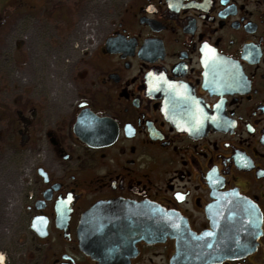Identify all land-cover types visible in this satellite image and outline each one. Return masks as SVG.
<instances>
[{
	"label": "flooded vegetation",
	"instance_id": "flooded-vegetation-1",
	"mask_svg": "<svg viewBox=\"0 0 264 264\" xmlns=\"http://www.w3.org/2000/svg\"><path fill=\"white\" fill-rule=\"evenodd\" d=\"M106 1L83 16L96 28L72 120L57 116L70 107L31 98L14 112L35 163L25 215L36 260L264 264V0ZM63 2L41 0L58 28ZM79 115L88 143L73 130ZM103 203L119 212L95 223L101 236L83 250L80 221ZM151 230L156 239H137ZM229 230L246 251L224 257L218 236Z\"/></svg>",
	"mask_w": 264,
	"mask_h": 264
},
{
	"label": "rangeland",
	"instance_id": "rangeland-1",
	"mask_svg": "<svg viewBox=\"0 0 264 264\" xmlns=\"http://www.w3.org/2000/svg\"><path fill=\"white\" fill-rule=\"evenodd\" d=\"M22 1L27 8L14 14L20 0H0V255L4 264H40L26 234L25 215L35 163L21 150L14 112L31 98L32 103L54 110L70 107L57 116L72 120V107L86 95L84 44L96 28L85 24L83 16L94 20L104 4H110L100 0L86 6L64 0L63 27L58 28L41 0Z\"/></svg>",
	"mask_w": 264,
	"mask_h": 264
},
{
	"label": "water",
	"instance_id": "water-1",
	"mask_svg": "<svg viewBox=\"0 0 264 264\" xmlns=\"http://www.w3.org/2000/svg\"><path fill=\"white\" fill-rule=\"evenodd\" d=\"M86 123V119L83 118L81 115L78 116L77 122L74 125V133L75 135L82 141L88 143V140L86 138H83L80 134V127L84 126ZM120 208V205H109V204H98L94 207H92L89 211H87L81 221H80V226L78 228V238L80 242V246L83 250L89 248L93 241L95 239L99 238L101 235L96 233L94 230L98 229L99 227L95 225L96 222H104L108 221L111 218V213L119 212L117 209ZM148 212L146 210H143V212L138 211L137 218L138 221L141 222L143 219L141 216L145 213ZM123 219V217H118L116 220ZM122 221V220H121ZM140 230H144V227H139ZM146 229H149L148 227ZM162 235H170L172 236L173 230L170 229H164L162 230ZM158 236L154 235L152 233V230L148 233L145 234L143 232H139L137 235V239H156ZM184 237V240L186 243L191 241L189 234L183 235L182 238ZM220 238V250L219 254L223 255L224 257H228L230 255H233L237 252H245L246 249H242V247L238 250L237 247L240 245V237L241 235H238L235 233L233 230L225 231L223 235L218 236ZM191 238L198 244L205 245L207 239H213L215 236H207V235H200V236H192Z\"/></svg>",
	"mask_w": 264,
	"mask_h": 264
},
{
	"label": "bare ground",
	"instance_id": "bare-ground-1",
	"mask_svg": "<svg viewBox=\"0 0 264 264\" xmlns=\"http://www.w3.org/2000/svg\"><path fill=\"white\" fill-rule=\"evenodd\" d=\"M3 262H4V258L3 256L0 255V264H3Z\"/></svg>",
	"mask_w": 264,
	"mask_h": 264
}]
</instances>
